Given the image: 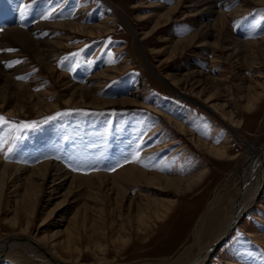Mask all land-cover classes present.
<instances>
[{
    "label": "rangeland",
    "instance_id": "obj_1",
    "mask_svg": "<svg viewBox=\"0 0 264 264\" xmlns=\"http://www.w3.org/2000/svg\"><path fill=\"white\" fill-rule=\"evenodd\" d=\"M176 1L0 0V30L13 25L30 29L36 17L51 13V25L38 39L50 41L47 47L56 51L57 70L48 71L18 42L11 41L8 49L0 50V63L14 73L17 83L0 80V96H7L0 116L17 125L36 124L14 131H9V125H0V138L7 137L0 147L2 163L30 169L50 161L71 176L111 175L132 164L149 173L178 178L207 169L202 184L186 193H177L168 185L164 189L160 184H129L121 204L109 189L111 179L102 191L90 189L87 182H81L83 188L71 189L72 177L63 174L57 190L53 185L59 179L38 181L43 187L34 197L33 210L20 201L29 172L24 170L6 183L1 197L0 243L15 241L17 234L25 233L50 250L57 243L58 253L53 254L69 264H169L193 244L195 235L190 229L197 207L208 205L229 173L242 168L248 146H264V103L251 111L246 108L247 93L264 92V49L257 50V45L239 48L233 39L264 38V2L218 0V8L233 13L222 26L215 14L207 15L200 0H184L178 12ZM169 13V18L175 13L172 19ZM67 20H77L88 28L79 32L52 24ZM157 21L158 30L149 38L144 36ZM202 25L210 26L211 34ZM91 26H99L100 32L90 34ZM10 53L15 57L8 58ZM120 67L123 70L114 72ZM112 73L115 76L109 75ZM90 77L94 78L88 83ZM68 78L88 83L85 99L80 90L68 87ZM173 79L179 80L177 86L170 84ZM18 83L25 84L27 91ZM201 89L206 95L228 100L231 105L226 111L234 110L245 124L233 125L196 97ZM30 92L35 96L31 98ZM98 100L112 102L99 105L94 102ZM168 117L182 122L189 131L180 134ZM191 133L225 146L230 157H238L214 158L195 144ZM177 137L176 144H165ZM262 188L260 196L264 197V181ZM154 199L170 204L169 213L161 219L154 214L153 208L158 206ZM261 200L253 202L210 258L200 264H264V242L254 237V232L264 233ZM139 213L144 214L146 224ZM70 228L77 235L72 242L82 250L80 258L79 249L70 252L65 247ZM45 237L49 240L43 241ZM27 255L32 260L1 256L0 264H41L34 252Z\"/></svg>",
    "mask_w": 264,
    "mask_h": 264
},
{
    "label": "bare ground",
    "instance_id": "obj_2",
    "mask_svg": "<svg viewBox=\"0 0 264 264\" xmlns=\"http://www.w3.org/2000/svg\"><path fill=\"white\" fill-rule=\"evenodd\" d=\"M183 1L184 0L176 1L177 5H176L175 12L179 11L178 9H180L181 7L180 5ZM200 1H201L200 3H202L203 6H205V9H207V12H206L207 15L215 14L216 22L222 24V26L225 25L226 19L229 16L231 17L233 15V13H227L226 11H223L222 9H220L221 7L218 8V4H219L218 0H200ZM261 1L264 2V0H261ZM173 15L169 18L170 16V13H169L168 18L172 19ZM52 24L63 26V27H69V29L76 30L79 32H83V31L85 32V28H88L85 25L78 23L77 20L76 21H71V20L70 21L68 20L67 21H57L55 23L53 22ZM50 25H51V22H49V18L46 19L40 16V19L36 17L33 20V27L30 29H27L25 28V26H22V25H13V26L6 27L4 29L1 28L0 30V50L6 49V48L8 49V47L11 45L9 44V42L11 41L18 42L28 47L31 50V52L34 53L36 58L44 66H46L48 71L55 73L57 72V70L54 65L55 59L53 57L55 56L56 51H53L52 48L50 49L49 47H47L50 43V41H47V39L45 40L38 39V37L42 35L41 33H43L44 29L49 27ZM159 26H160L159 21L155 22L151 30H149L148 33L144 36L149 38L154 32L158 30ZM208 27L210 26L202 25V28L205 29V32H207V34H211V32H208V29H209ZM97 29H99V26L97 28L94 26H91L90 29H88L87 31L90 34H97L100 32V31H97ZM58 39L59 40L63 39V37H58ZM141 39H143V37ZM233 39H235V42L239 48L240 47L242 48V46H246V45L247 46L257 45V47H260V48H257V50L264 49V47L262 46V43H264V38L262 39L260 38V40L258 41H254V40L240 41L236 37H234ZM8 55L7 57L10 59L15 57V54L10 53ZM4 66L5 64L2 65L0 63V80L7 82V84L8 83L17 84L13 77L14 73H12L11 70L10 71L5 70ZM123 67H120L118 69L116 68L115 69L116 71L114 72L123 70ZM154 73L156 72L154 71ZM100 74L98 73V76H100ZM60 75L67 76V74L64 72H61ZM109 75L113 76L114 74L112 73ZM93 78L94 77H90L88 79V83L91 82ZM169 82L173 86H177L179 83V80L173 79ZM88 83L78 84L77 82L71 81L69 78L67 81L69 88H74L76 90L81 91L82 99H85L86 96L84 94L88 93L87 91H89V88H86L88 87L87 86ZM18 84L22 85V91L24 90H25L24 92L27 91L25 84L23 83H18ZM90 90H94V88ZM2 91L5 92L6 87ZM30 96L32 98L35 96V94L30 92ZM196 97H198L199 99H204L207 105L209 104V106L213 108L214 110H216L217 112L220 111L219 113L223 116V118L224 117L227 118L233 125L237 127H242L245 124V122L243 121V117H237L234 110L229 109L228 111H226L227 110L226 108H228L230 104L228 100L225 101L224 99H218L216 94L206 95L204 90L202 89L196 92ZM246 97H247L246 108L248 111L256 109L260 106L261 103H264V92H261L258 94L247 93ZM6 99H7L6 94L2 93V97L0 96V101H3V103L0 106L3 108L6 107V104H4ZM94 102L96 104L98 103L99 105H101L103 102H105L106 104L107 102L111 103L112 101L98 100ZM12 112L14 111L12 110ZM168 120L170 124H172L177 130H179L180 134L181 133L184 134L189 131L186 125L174 119L173 117H168ZM191 137H192V140L193 139L195 140V144L202 145V147L205 148L208 151V153L216 159L234 160L236 157H238V156H236L235 158L230 157L228 155L227 148L225 146L212 144L208 140L206 141L204 139H201L197 135L192 134ZM179 141H180V138L178 137L172 138V139H169V141L166 142L165 144H176ZM166 146L168 145H165V147ZM248 147L249 149L247 151L246 159H244L242 168L238 172L229 173L226 184L224 183L225 185L221 187L219 190H217L214 199L211 200V202L208 205H206L205 203V204H202L201 206H198L196 211L192 215L193 226L190 230H192L195 235V240L193 244L189 246L183 252V254L179 257L177 261L171 262L169 264H200L201 262L207 260L208 258H210L211 253L215 251L216 248L225 240V237L227 236L228 232L235 225H237V223L243 218L244 212L251 205H253V202L255 200H257L258 202L261 197L263 200L260 201L259 206L264 208V197L260 196L261 193L263 192L262 185L264 181V146L256 147L254 145L253 146L251 145ZM1 160L2 159L0 157V163H2ZM24 170L29 171V172L24 179L25 180L24 191L20 196V201L22 200L23 203L31 206L32 210L34 209L33 208L34 197L36 198L38 196L39 194L38 192L43 187V185H41L42 183L38 181H44L47 178H53L54 180L59 179V181L55 182V185H53L55 187L54 189L57 190L62 185V182L64 180L63 176L64 175L71 176L69 174L70 171L64 169L59 164L57 163L54 164L53 162H50V161L42 163L30 169L27 168V166L22 167V165L19 166V165H14V164H9V163H2L0 164V202H1V197L3 196V193H4V188L6 187V183L11 181L13 177H17L19 174L23 173ZM206 176H207V169H204L200 171L199 173L193 176H189L187 178H178V177H170V176H166L162 174H157L154 172L149 173L145 171L144 169H142L141 167L137 166L136 164H132L129 166H125L121 170L119 169V171L114 172L111 175L105 174V173H97V174L93 173L88 176L72 174L70 187H72L71 189L73 188L80 189L81 187L82 188L84 187L81 185V182L82 184L84 182H87V187H90V189L97 188L96 190L100 189L99 191H102V188L106 186L107 184L106 181L111 179V182L110 181L109 182L111 183L112 186H110L109 189L110 190L113 189V191H115L116 201L118 204H121L123 203L124 199L127 197L128 191L126 187L129 184H137V185L142 184L143 187L160 184L162 187H164V189L166 185H168L170 187L171 186L175 187L178 191L177 193H183V192L186 193L188 191L195 190V186L198 184H202L200 182L204 181L206 179ZM77 180H80L79 184L77 183L78 182ZM164 189L159 188V190H164ZM132 198L133 197H131L130 199L131 202H132ZM154 201L158 204V206H155L153 208L154 214H156V217L158 219H161L162 217L166 216L169 213L170 204L166 202H160V201L157 202V199H154ZM170 202L174 204L175 200H172ZM25 204H24V209H27ZM130 205H132V203ZM58 206H60V204ZM145 209H143L144 212L146 211ZM140 220L143 223V225L144 223L145 224L147 223L146 219L144 218V214L140 215ZM13 223L16 224V219L13 220ZM27 223L29 224V219ZM25 228L28 229V225ZM254 233H255L254 237L257 240L264 242V233L263 234L261 233L257 234V232H254ZM17 235L18 236L15 239V241L12 240L9 242L0 243V257L1 256H4V258L11 257L19 261L26 260V259L32 260V257L28 256L27 254L28 252H34V254L40 258L37 261L40 262L41 264H69L67 261L64 262L61 259H59L57 256H55L54 255L55 253L53 254V251L58 253L57 245H56L57 243L53 242L51 244V247L53 250L52 249L50 250V249L43 247L40 239H36L25 233H19ZM76 238H77V235L75 236L74 229L70 228L69 236H67L68 240H66L67 244L65 245L68 251L72 252L76 249H79V248H76L75 243L72 242V240H75ZM43 239H42L43 241L49 240L47 237ZM16 248L18 250H16ZM4 251L5 253L3 254ZM79 251H80L79 252L80 253L79 258H80L82 255V250L79 249ZM44 257H46L48 260L47 259L44 260ZM75 263L77 264V262ZM99 264H109V263H99ZM230 264H238V263L230 262Z\"/></svg>",
    "mask_w": 264,
    "mask_h": 264
},
{
    "label": "snow or ice",
    "instance_id": "obj_3",
    "mask_svg": "<svg viewBox=\"0 0 264 264\" xmlns=\"http://www.w3.org/2000/svg\"><path fill=\"white\" fill-rule=\"evenodd\" d=\"M51 17V13L49 14V16H46L44 18H50ZM73 55H78V54H73ZM0 125H9L10 128H9V131H14L18 128L20 129H29V128H33L36 126L35 122H25L23 124H20V125H17L13 122H11L9 119L3 117V116H0ZM4 143H7V137H3V138H0V147L3 146ZM9 151H11V149H9ZM112 170H115L114 168Z\"/></svg>",
    "mask_w": 264,
    "mask_h": 264
}]
</instances>
